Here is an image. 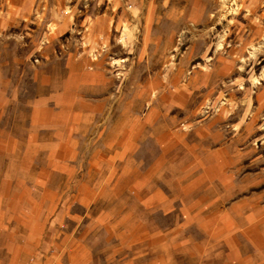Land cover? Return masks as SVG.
Here are the masks:
<instances>
[{"label": "rangeland", "instance_id": "rangeland-1", "mask_svg": "<svg viewBox=\"0 0 264 264\" xmlns=\"http://www.w3.org/2000/svg\"><path fill=\"white\" fill-rule=\"evenodd\" d=\"M261 73L264 0H0V264H264Z\"/></svg>", "mask_w": 264, "mask_h": 264}, {"label": "crops", "instance_id": "crops-1", "mask_svg": "<svg viewBox=\"0 0 264 264\" xmlns=\"http://www.w3.org/2000/svg\"><path fill=\"white\" fill-rule=\"evenodd\" d=\"M186 254L189 255L190 254V250L189 251L187 250ZM112 260H113V254H111L108 257H106L105 260H104V263L108 262V261H112ZM81 264H92V261L88 259L86 251H85V255H83L82 258H81Z\"/></svg>", "mask_w": 264, "mask_h": 264}, {"label": "bare ground", "instance_id": "bare-ground-1", "mask_svg": "<svg viewBox=\"0 0 264 264\" xmlns=\"http://www.w3.org/2000/svg\"><path fill=\"white\" fill-rule=\"evenodd\" d=\"M243 43H244V42H243ZM257 48H259V46H258ZM257 48H256V47L253 48V50L255 49L254 52H255V51H258ZM252 52H253V51H252ZM254 52H253V53H254ZM252 56H253V55H252ZM255 56H256V55H255ZM253 57H254V56H253ZM244 62H245V61H244ZM263 76H264V73H261V77H263ZM254 82H255V78H254V80H253V83H254Z\"/></svg>", "mask_w": 264, "mask_h": 264}]
</instances>
